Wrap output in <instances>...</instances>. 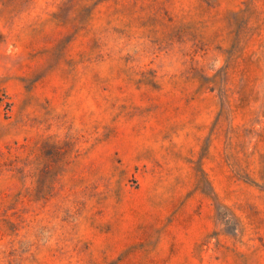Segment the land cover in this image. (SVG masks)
Returning a JSON list of instances; mask_svg holds the SVG:
<instances>
[{
    "label": "rangeland",
    "instance_id": "374dc122",
    "mask_svg": "<svg viewBox=\"0 0 264 264\" xmlns=\"http://www.w3.org/2000/svg\"><path fill=\"white\" fill-rule=\"evenodd\" d=\"M0 264H264V0H0Z\"/></svg>",
    "mask_w": 264,
    "mask_h": 264
}]
</instances>
